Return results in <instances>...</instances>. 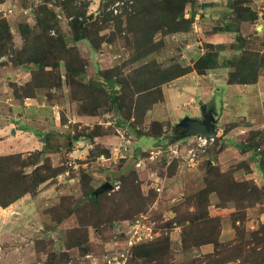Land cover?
Listing matches in <instances>:
<instances>
[{
  "label": "rangeland",
  "instance_id": "1",
  "mask_svg": "<svg viewBox=\"0 0 264 264\" xmlns=\"http://www.w3.org/2000/svg\"><path fill=\"white\" fill-rule=\"evenodd\" d=\"M58 1L0 0L3 5L0 18L8 19L14 28L21 21L30 19L34 26L40 7L47 5L52 9L58 20L56 29L85 61V73L77 79L85 87L99 83L106 72L109 76L115 74L131 80L138 73L142 76V69L154 62L161 68L175 63L194 66L198 58L194 54L202 53L201 56L208 51L209 43L205 41L208 35L219 32L218 29L224 28L229 20L239 28L244 41L238 42L235 36V42L225 44L226 50L220 53L225 56V61L241 56L243 51L264 54V0H243L245 3L237 8L238 11L230 8L232 0H229L220 20L211 18L200 26L193 22L187 32L167 36L159 33L152 43L153 53L147 56L140 54L142 42H145V25L137 23L130 29L126 25V16L136 10L138 0H73L78 7H83L82 2L88 4L87 26L97 23L94 29L97 35L93 34L91 38L98 40V47L88 40H73L71 19L65 13V6H59ZM8 5L14 11L12 14L6 10ZM196 5L197 1L191 0L185 12L186 19L191 18ZM24 9L26 14H23ZM247 9L258 18L249 22L241 20L250 18L251 12ZM195 11L198 13L199 9ZM120 16L124 22L122 32L115 20ZM106 17L112 20L102 23ZM38 32L36 29L35 33ZM51 34L56 36V31ZM14 44L18 48L22 45L17 33ZM233 45H240L245 50L238 51ZM20 68L5 57L0 59V128L7 130L5 135L0 134V154H20L23 159H35L45 145L44 135L48 134L51 150L25 171L31 173L46 161L63 171L41 185L35 196L26 195L24 200L17 201L6 211L0 208V264H66L61 260L63 253L69 255L67 264H106V259L118 257L127 249L129 226L144 216L155 224L159 233L156 238H170L173 263L186 264L206 259L220 250L213 243L183 250L182 234L189 225L186 220L202 218L210 236L215 234L219 244L228 248L243 237L250 240V236L264 225V116L256 123L243 119L232 122L245 111L244 103L247 108L248 100L257 97L255 86L249 87L253 91L230 86L229 91L227 75L226 81L217 82L207 97L202 94L205 86L188 81L192 89L166 88L165 102L152 107L153 114L148 120L149 111L145 117L132 116L128 120L129 110L118 111L108 98V93L114 94L112 91L121 95L120 85L116 84L113 90L103 86L99 93L100 106L96 109L86 88L68 85L62 64V87L52 92L39 89L35 98H27L23 86L31 82L32 70L26 76L18 70ZM132 103L135 108L134 98ZM224 104L229 107L225 109ZM197 105L215 106L216 112L222 113L221 116L224 114L222 119L219 114L215 116L218 137L204 149H191V137L178 140L182 129L175 133L182 119L199 116L200 113L195 111ZM153 116L166 121L162 124L167 131L160 143L147 138L149 134L158 135L154 125L160 122L152 121ZM147 121H151L150 124H146ZM134 130L146 136L143 138ZM105 136L114 142L103 144L101 139ZM26 143L29 147L25 148ZM137 145L145 150L143 154L134 152ZM192 150L196 154L193 161L189 154ZM138 159L141 161L137 162ZM84 175L90 182L86 186L82 179ZM107 182L119 188L101 194L100 198L101 195L94 197L99 200L92 203L87 193ZM235 184L239 186L235 187ZM202 191L207 192V202L199 208L198 195ZM67 210L72 213L68 214ZM209 219H214L215 224ZM76 237H83V244L68 250L69 241L74 243ZM131 249L127 259L133 258ZM224 251L228 250L218 253Z\"/></svg>",
  "mask_w": 264,
  "mask_h": 264
},
{
  "label": "trees",
  "instance_id": "2",
  "mask_svg": "<svg viewBox=\"0 0 264 264\" xmlns=\"http://www.w3.org/2000/svg\"><path fill=\"white\" fill-rule=\"evenodd\" d=\"M114 1L110 0V2ZM58 3L61 7L65 6V13L71 19L70 26L74 36L73 40L76 42L88 40L93 46L98 47V40L91 38L93 34L97 35V30H94L97 23L87 26V23H89L86 17L88 4L82 2L83 7H78L73 0H59ZM189 3H191V0H138L136 10L128 13L126 16V25L129 29L137 23L145 25V29L143 30L145 42L141 41V49L143 51L140 54L142 56L153 53L154 46L152 43L159 33L167 36L187 32L191 29L195 19V13L191 15L190 19L185 18V12ZM243 3H245L243 0H232L229 5L231 9L238 11L239 9L237 8ZM246 11L251 12L250 18H241V20L249 22L258 18L254 12L248 9ZM122 18L121 16L115 18L117 28L120 32H122L124 25ZM147 18L151 20L147 21ZM111 20V18L106 17L101 22L107 23ZM34 23L35 25L32 26L31 22H21L14 28L8 19L0 18V59L5 57V60L12 63L15 67L31 66L33 68L31 82L23 86L27 98H35L39 89H48L52 92L56 88L62 87L63 80L60 68L63 64L65 79L68 85L76 89L86 88L85 90L89 91L87 94L96 109L100 106V91L106 86L109 90H113L116 84L120 85L122 89L121 95L108 93V98L110 99L111 105L117 108L118 111L129 110L128 120H130L132 116L139 118L141 116L145 117L146 113L154 105L163 102L164 85L193 71H196L200 76H204L208 72L219 68L229 69L228 83L230 85H253L258 82L260 76H264V54L243 51L241 56H234L225 61V58L220 53L226 50L227 45L208 44V51L196 59L194 66H183L180 63H175L169 67L161 68L154 62L146 65L142 69L144 71L142 76L138 73L137 77L131 80L115 74L109 76L106 72L103 76L101 75V81L99 83L85 87L86 85L77 80L85 73V61L76 48H70L68 46L65 37L59 29H56L58 20L54 11L47 5L40 7L36 11ZM236 28L233 20H229L224 28L218 30L219 32H233L236 38H238V42L244 41L240 35L239 28ZM36 29L39 30L38 33H35ZM52 31H56V36H52ZM16 33L22 41V45L19 48L15 47L14 44ZM233 47L238 51L245 50L240 45H233ZM133 98L135 108L132 103ZM154 126L158 135L153 136L149 134L147 138H152L156 140V143H160L164 140L166 131L163 130L164 126L162 123L155 124ZM134 133H140L141 135L139 136H146L141 131L137 132L134 130ZM48 136V134L44 135L45 145L38 152V156L35 159H23L20 154L0 156L1 208L6 209L10 207L26 195L35 196L41 185L49 180H53L63 171V169L53 168L46 160L43 166L37 167L31 173H26L25 171L26 167L36 164L41 155L51 150L47 143ZM259 160L263 162L262 158H259ZM262 170L264 173V168ZM87 177V175H84L82 178L84 179V186L90 183ZM87 181L88 183H85ZM238 186L235 184V187ZM93 193L94 190L90 189L89 193H87L88 198L92 200V203L96 204L102 195L95 200ZM206 195V191H202L198 195L197 207L202 208L205 205L207 202ZM67 212L71 214L72 210H67ZM203 218L205 217L203 216ZM200 219L196 217L192 221L186 220L189 222V225L184 228L182 234V249L189 250L194 247L198 248L202 245L213 243L216 249L220 248V250L216 254L208 255L206 259H196L186 264H264V225L260 227L258 232L250 236L252 241L251 239L246 241L243 237L240 239V242L231 244V247L228 248L229 246L219 244L216 237H214L215 234L210 236V233L207 231L208 225ZM210 221L214 224L216 222L214 219ZM213 228L216 229L215 227ZM216 234L219 237L220 233L218 228ZM261 235L263 236L261 237ZM83 240V237L81 239L76 237L74 243H72L73 241H69L68 244H70V247L68 250L74 245L81 246ZM251 244H254V246H251ZM225 249L228 251L218 253ZM131 251L133 252V258L127 259L126 264H174L171 240L169 237H158L151 242L134 246ZM68 259V254L63 253L61 255V260L64 263L67 264Z\"/></svg>",
  "mask_w": 264,
  "mask_h": 264
},
{
  "label": "crops",
  "instance_id": "3",
  "mask_svg": "<svg viewBox=\"0 0 264 264\" xmlns=\"http://www.w3.org/2000/svg\"><path fill=\"white\" fill-rule=\"evenodd\" d=\"M197 1V5H196V8H195V10L196 9H199V11H198V13H197V11H192V14L193 13H195V19H194V24L195 25H203L204 24V22L205 21H208V20H211V18L214 20V18L215 19H217V20H220V18H221V13H224L225 12V10H226V6H228V2L227 1H229V0H196ZM245 1V0H244ZM246 1H251V0H246ZM251 4V3H250ZM12 5V4H11ZM11 5H8V7H7V11L8 12H10L11 14L14 12L12 9H11ZM253 7H255V5L252 3L251 4ZM2 6L3 5H0V12L1 11H3V9H2ZM12 7H17V6H13L12 5ZM208 7V8H207ZM5 10V9H4ZM23 11V14L25 13H27V10H22ZM23 14H22V17H23ZM192 14H190V16L192 15ZM5 16H7V15H5ZM24 18V17H23ZM22 20H25V19H22ZM22 22V21H21ZM23 22H31V25H32V23H33V21H31V19H30V21H23ZM218 22V21H217ZM219 24H220V26H223V23L222 22H218ZM217 23V24H218ZM264 27V25L262 26V28ZM235 33H228V32H214L212 35H208V37H207V39L205 40V41H207V43H209V44H212V45H217V44H228V43H233V42H235V40H234V38H235ZM198 44H201V42H198ZM190 47V46H189ZM203 50V49H202ZM200 54H202V53H200ZM200 54H198V53H195L194 54V56L197 58V57H199L200 56ZM222 57H224L225 58V56H223L222 55ZM191 64H189L188 63V65L187 66H190ZM33 68L31 67V66H22L20 69H18L19 71H21L22 72V74H24V75H26L27 76V74H29L28 72H31V70H32ZM229 72H230V70L229 69H226V68H219V69H216V70H214V71H212V72H209L207 75H204V76H200V75H198L197 74V72L196 71H193V72H191V73H189V74H187V75H185V76H183V77H180V78H178V79H176V80H174V81H172V83H170V84H168V85H164L163 86V91H164V100H163V102H161V103H159V104H156L155 105V107H157V106H159V105H162V103H164L165 102V98H166V96H167V92H166V88L168 89V88H170V87H175V86H177V87H181V90L180 91H183L184 89H187V88H189V89H192L189 85L190 84H188V81H189V83H191L192 81H197V85L199 84V86H205V89H203V91L204 92H202V94L204 93L207 97H209V93L211 92V91H213V89H212V87L214 86V85H216L217 84V82H219V81H226V78H227V75L229 74ZM216 76V78L214 79L213 78V76ZM191 77V79H189ZM224 79V80H223ZM208 85H211V86H208ZM237 87V88H239V89H247V91H253V90H251L249 87L251 86V85H237V84H235V85H230V84H228V89H229V91H230V88L231 87ZM256 87V91H257V97L256 98H251V99H249L248 100V104H247V108H246V105H245V103H244V105H243V108H244V112L243 113H239L238 115H237V119L235 118V120H232V122L233 121H236V120H238V119H243V121L244 120H247V121H250L251 123H256V122H258L259 121V119H261L260 117H263L264 116V76H260V78H259V80H258V82L256 83V84H253L252 85V87ZM197 89V88H196ZM207 92V93H206ZM191 101L192 102H194V104H196L195 102H196V100H194L193 98H191ZM165 104H167V103H165ZM203 106V105H202ZM202 106H200L199 105V107H198V105L196 106V112H199L200 114H202V111H201V107ZM224 106V108L226 109L227 107H229V106H227V105H223ZM154 107V108H155ZM212 111H214V115L215 116H217V114H219V116H221V114L217 111L216 112V107L215 106H213V108H210ZM229 109V108H228ZM210 110V111H211ZM229 110H231V111H235L234 109H229ZM262 110V111H261ZM231 111H230V114H231ZM150 114H153V110H150L149 112H148V114H147V119L146 120H148V118H149V116H150ZM199 114V115H200ZM235 114V113H234ZM224 117V114L221 116V119ZM85 118H87V117H85ZM192 118H199V116H195L194 115V117H192ZM216 118V117H215ZM90 119V118H89ZM218 119V118H217ZM227 119H228V117H227ZM158 121V122H160V123H164V122H166V121H163V120H159V118H156V116H153V118H152V121ZM217 121V120H216ZM148 123H146V124H150V122L151 121H147ZM145 126H148V125H145ZM166 127V126H165ZM164 127V131H167V129ZM240 130V129H239ZM6 128L4 127H2V128H0V134H4L5 135V133H6ZM233 131H236V128L233 130ZM4 135H1L2 137L4 136ZM141 137H143L144 138V136H141ZM152 139V138H151ZM102 141L101 142H104L103 144H108V145H111L114 141L110 138V137H107V136H105L104 138H102L101 139ZM28 145V143H26V145H25V148H26V146ZM138 146V145H137ZM27 147H29V146H27ZM139 148H141L140 146H138V149H134V152H140L141 154H143L144 152H145V150L144 149H139ZM228 149V148H227ZM230 150V149H229ZM228 150V151H229ZM228 151H226V152H228ZM111 153L114 155V152L113 151H111ZM0 156H2L1 154H0ZM135 158H137V157H135ZM108 159V158H107ZM106 158H105V160H107ZM141 159V158H140ZM140 159H138L137 160V162L138 161H141ZM109 160V159H108ZM109 183V182H108ZM25 198V197H24ZM24 198L22 199V200H24ZM21 202V201H20ZM17 203V202H16ZM16 203L15 204H13V205H11L10 207H13V206H15L16 205ZM9 207V208H10ZM1 208V207H0ZM9 208H6V209H4L3 211H6L7 209H9ZM1 209H3V208H1ZM42 229V228H41ZM40 229V230H41Z\"/></svg>",
  "mask_w": 264,
  "mask_h": 264
},
{
  "label": "built area",
  "instance_id": "4",
  "mask_svg": "<svg viewBox=\"0 0 264 264\" xmlns=\"http://www.w3.org/2000/svg\"><path fill=\"white\" fill-rule=\"evenodd\" d=\"M218 137V134H217ZM216 138H207L204 136H194L191 137L189 145H193V148L190 146L191 149H204L205 147L211 145ZM188 146V144L186 145ZM185 146V148H186ZM171 149V148H170ZM194 150L190 151L189 154L192 156L191 161L194 160L196 154L193 153ZM119 187L116 186L114 189H118ZM157 228L155 224L149 220V217L144 216L141 219L135 220L130 226L129 231L127 233V249L118 257H112L110 259H106V264H126L129 250L134 246H137L142 243L151 242L155 240V238L159 235L156 232Z\"/></svg>",
  "mask_w": 264,
  "mask_h": 264
},
{
  "label": "water",
  "instance_id": "5",
  "mask_svg": "<svg viewBox=\"0 0 264 264\" xmlns=\"http://www.w3.org/2000/svg\"><path fill=\"white\" fill-rule=\"evenodd\" d=\"M116 91H112L115 93ZM202 117L201 118H192V117H185L182 119L177 127H181L183 131L178 136V140H185L190 137L194 136H204L207 138H216L217 137V129H216V119L214 115V111H208V106L203 105L201 107ZM177 140V141H178ZM211 164V162H210ZM113 185L111 183H105L98 189H96L93 193L94 197H98L101 194L113 190Z\"/></svg>",
  "mask_w": 264,
  "mask_h": 264
},
{
  "label": "flooded vegetation",
  "instance_id": "6",
  "mask_svg": "<svg viewBox=\"0 0 264 264\" xmlns=\"http://www.w3.org/2000/svg\"><path fill=\"white\" fill-rule=\"evenodd\" d=\"M210 110H211V109L208 108V111H210ZM201 117H202V114L199 115V118H201ZM181 129H182L181 127H176V128H175V133L178 134V133H179V130H181ZM181 131H183V129H182Z\"/></svg>",
  "mask_w": 264,
  "mask_h": 264
}]
</instances>
